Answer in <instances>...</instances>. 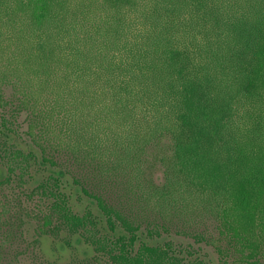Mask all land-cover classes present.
<instances>
[{
    "label": "trees",
    "instance_id": "trees-1",
    "mask_svg": "<svg viewBox=\"0 0 264 264\" xmlns=\"http://www.w3.org/2000/svg\"><path fill=\"white\" fill-rule=\"evenodd\" d=\"M42 237L264 264V0H0V264Z\"/></svg>",
    "mask_w": 264,
    "mask_h": 264
},
{
    "label": "rangeland",
    "instance_id": "rangeland-1",
    "mask_svg": "<svg viewBox=\"0 0 264 264\" xmlns=\"http://www.w3.org/2000/svg\"><path fill=\"white\" fill-rule=\"evenodd\" d=\"M155 181L159 182L161 180L160 173H156L154 176ZM87 204L86 201L81 202L80 204L75 205V209L81 210L85 205ZM25 237L27 240H32L34 238V226L33 224L27 225L25 228ZM176 243H180L182 245H187L188 243H191V240L189 239H183V238H171ZM40 253L46 259L50 262H56L57 264H65L67 263L72 257H78V258H85L92 255V251L90 248L82 244L81 242H74L72 244V248H67L59 241H53L50 237H42L40 239ZM195 249L197 248L196 245L193 246ZM199 255L206 259L211 260L213 263L216 264L217 257L213 250L209 247H202V250H200ZM28 260L25 259V261L22 262V264H27Z\"/></svg>",
    "mask_w": 264,
    "mask_h": 264
}]
</instances>
